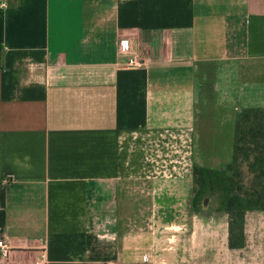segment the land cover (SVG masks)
Listing matches in <instances>:
<instances>
[{"label":"crops","instance_id":"obj_1","mask_svg":"<svg viewBox=\"0 0 264 264\" xmlns=\"http://www.w3.org/2000/svg\"><path fill=\"white\" fill-rule=\"evenodd\" d=\"M257 108L264 0H0V264H264V212L192 208Z\"/></svg>","mask_w":264,"mask_h":264},{"label":"trees","instance_id":"obj_2","mask_svg":"<svg viewBox=\"0 0 264 264\" xmlns=\"http://www.w3.org/2000/svg\"><path fill=\"white\" fill-rule=\"evenodd\" d=\"M193 179V210L216 198L229 215L230 248H245L246 215L264 212V108L238 114L232 163L220 170L195 167Z\"/></svg>","mask_w":264,"mask_h":264},{"label":"built area","instance_id":"obj_3","mask_svg":"<svg viewBox=\"0 0 264 264\" xmlns=\"http://www.w3.org/2000/svg\"><path fill=\"white\" fill-rule=\"evenodd\" d=\"M120 53L123 57L127 59L126 66L132 69H143L147 68L149 63L137 50V45L135 44V38L129 37L122 41L120 45ZM11 254V249L4 239H0V255L3 258H9ZM115 264V263H109Z\"/></svg>","mask_w":264,"mask_h":264},{"label":"rangeland","instance_id":"obj_4","mask_svg":"<svg viewBox=\"0 0 264 264\" xmlns=\"http://www.w3.org/2000/svg\"><path fill=\"white\" fill-rule=\"evenodd\" d=\"M207 203L209 205L208 208L211 209V208L215 207V202H213L212 199H210V201H208ZM207 210H209V209H207ZM253 226H255V224ZM253 254H254V252H249L247 250L240 252L239 264H246V262H245L246 258H250Z\"/></svg>","mask_w":264,"mask_h":264}]
</instances>
